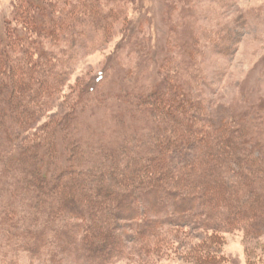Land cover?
<instances>
[{"label":"trees","instance_id":"16d2710c","mask_svg":"<svg viewBox=\"0 0 264 264\" xmlns=\"http://www.w3.org/2000/svg\"><path fill=\"white\" fill-rule=\"evenodd\" d=\"M88 3L96 7L101 4L99 0ZM46 5L60 10L63 15L60 21H68V13L72 14L69 20L78 22L82 28L89 27V20L95 29L111 21L109 13L88 15L84 7L78 10L80 5L70 0H64V4L63 0H45L43 6L46 8ZM67 6L73 8L71 12ZM35 13L32 10V16L23 21L18 17V26L13 28L7 22H0V227L9 233L7 237L11 233L16 243H23L25 250L34 254L49 252L57 260L66 253L74 254L89 264L133 260L155 250L161 254L162 246H166L168 226L196 224V229L203 230L204 235L214 240L221 236L222 229L245 223L250 226L249 234L254 240L264 238V119L259 118L262 117L259 107L255 111L257 115L237 112L224 105L215 108L216 104L209 103L211 101L204 95L193 96L188 80L178 78L176 83L170 82L172 76L169 74V78L157 87L138 89L137 98L125 97L124 105L128 104L137 115L152 116L153 121L145 125L138 123L132 131V120L127 119L125 112L118 113L114 120L118 121L115 135L119 138L112 136L113 143H109L107 137L97 139L93 136L92 141L81 138L79 126L84 106L67 112L62 118L56 115L52 119L53 127L46 125L48 131L37 133L42 117L51 111L52 100L63 92L56 88L58 84L50 83L49 73L57 72L61 60L57 59V51L46 48V42L55 43L64 33L63 25L58 26L56 15H53L48 18L54 22L53 26L44 28L43 41H40ZM21 23L25 24L23 28ZM67 26L64 24V38L69 40V35H75L76 39V30H69ZM22 31L24 38L30 40L25 47L19 45ZM93 35L85 39V44L99 40ZM38 40L43 44L41 58L30 57L32 66L18 73L21 61L38 46ZM7 53L12 54L13 63L5 55ZM196 70L203 74L201 67ZM65 73H59L58 80L62 75L67 77ZM105 73L98 79L99 83L105 79ZM182 74L185 78V72ZM64 81H60L61 86ZM99 83L92 85L90 91L95 92ZM184 91L185 99L178 96L173 100L180 110H171L172 101L168 104L163 96ZM186 95L191 99H186ZM185 100L191 102L190 110ZM56 103L55 100L53 105ZM197 109L199 113L193 111ZM24 111L30 112L29 115ZM205 113L208 117L203 126L198 121H202ZM143 116L137 119L142 122ZM177 129L187 134L175 142L185 140V145L167 147L166 142L174 141L173 133ZM200 132H206L211 142L206 143ZM60 140L63 143L66 140L67 145L63 147ZM130 161L133 165H129ZM144 168L150 175L133 180ZM117 174L120 178L114 176ZM154 180L153 187L149 186ZM115 192L120 194L118 199H113ZM52 197L57 198L51 204ZM139 198L143 199V205H139ZM98 204L112 208L110 218H105L112 223L111 237L101 242L94 234V227L83 219V214L88 212L94 220L99 212ZM60 205H67L69 212L57 211ZM128 227L138 232L130 234ZM52 235H57L56 240L50 239ZM23 238L24 241H20ZM126 239L128 245L123 243ZM209 258L214 263L223 259L227 262L218 248ZM250 264H261L255 252L250 253Z\"/></svg>","mask_w":264,"mask_h":264},{"label":"rangeland","instance_id":"374dc122","mask_svg":"<svg viewBox=\"0 0 264 264\" xmlns=\"http://www.w3.org/2000/svg\"><path fill=\"white\" fill-rule=\"evenodd\" d=\"M99 1L101 4L96 7L95 4L88 3L90 0H70L81 6L78 10L84 7L88 15H93L95 12L99 15L109 13L108 19L110 18L111 21L95 29L91 20L88 23L90 28L87 26L82 28L78 22H71L70 13H68V21H60V16H63L60 10H53L52 5H46L45 8L43 6L45 0H0V22L4 24L7 22L12 28L18 26V17L23 21L32 16L30 15L32 10L36 12L38 16L36 23L40 28L37 36L40 37V41H43L41 33L44 28L53 26L54 22L48 21L53 15H56L57 25L60 27L63 25L61 27L63 38L66 35L64 24L68 25L67 29H74L78 33L74 32L76 39L75 35H69V40L66 38L63 40L60 35L57 42H46L48 45L46 48L57 51V59L61 60L57 72L49 73L50 83L54 86L58 84L56 88H61L63 92L52 100L51 111L45 114L47 116L42 117V122L36 128L37 133L48 131L46 125L50 124L53 127L52 119L56 118V115L62 118L67 112H73L84 106L85 112L80 122L82 124L79 126L81 138L91 140L93 136L97 139L107 137L106 140L113 143L115 138L112 140V136L119 138L115 135L117 129L115 125L118 121L114 120V116L118 113L125 112L127 119L132 120L134 124L133 128L131 127L132 131H135L138 123L145 125L153 121L152 116H143L139 113L137 115L128 104L124 105L125 97L129 95L131 100L137 98L140 95L138 89L142 90L148 86L157 87L158 83L169 78V74L172 76L168 80L170 82L176 83L178 78L188 80L189 91L193 96L204 95L211 101L209 103L216 104L215 108L224 105L237 112L257 115L255 111L259 107L262 115L259 118L264 119V0ZM63 7V5L60 7L61 11ZM66 8L69 12L73 9L71 6ZM44 23L46 25L43 27ZM21 25L23 28L25 24L21 23ZM23 32L19 45L25 47L30 40L24 38ZM92 34L95 38L96 36L99 38L98 43L95 40L85 44V39ZM40 41L37 42L38 46H33L34 50L30 54L26 53V58L21 61L22 66H18V73L32 66L30 57L33 56L36 60L41 58L40 51L43 44ZM5 55L10 57L12 63L14 62L12 54ZM198 67L203 69V74L199 72L200 76L196 70ZM63 72H66L67 77L62 75L58 80L59 73L63 74ZM104 72H106L105 79L99 83L98 79ZM183 72L186 74L185 78H182ZM62 79H65L63 86H61ZM203 79H206V82ZM95 83H99L97 90L90 91ZM184 93L185 91L178 95L166 93L163 100L168 104L172 101L169 108L177 112L180 109L173 102L174 97L185 99ZM186 97L189 99L188 95ZM55 100L57 103L53 105ZM189 100H185L187 110H190ZM212 110L215 112L216 109L212 108ZM193 111L199 113L198 109ZM193 111L190 113H194ZM24 112L26 115L30 113ZM139 116H143L142 122L141 119H137ZM207 117L208 114L205 113L201 117L202 121L198 122L203 126L206 125L204 120ZM195 120L197 121L198 118ZM182 124V128L185 129L184 122ZM262 129L264 130V122ZM204 133L206 132H200V135L204 136V141L211 142L212 138ZM173 134L174 141L166 142L167 147L181 148L185 145V140H178V144L175 142L178 138L186 137L185 130L177 129ZM34 138H31L30 142ZM11 140L14 141L12 137ZM59 144H63L64 147L67 142L65 140L63 143V140H60ZM149 161L146 162L150 163ZM45 163L48 165L47 160ZM129 165H133L131 161ZM148 175L150 173L144 168L133 177V180L138 181L139 178ZM55 176L57 177L56 174ZM114 176L120 178L118 174ZM108 180L109 177L106 181ZM63 182L67 184V180ZM155 183L154 180L149 186L153 187L152 184ZM87 191L91 190L87 188ZM119 197L120 194L117 192L113 194V199ZM56 198H50L49 203H54ZM138 202L139 205L144 204L142 198H139ZM96 208L99 212L94 215V220L88 212L83 214V219L86 224L94 227V234L100 242L107 241V237H111L109 231L112 223L107 222L105 218H110L112 208L104 204H98ZM57 211L62 214L69 212L67 205L66 207L60 205ZM150 214L154 215L152 212ZM195 225L168 226L165 230L168 234L167 240H163L166 246H162L164 251L161 254L155 250L148 256H138L133 260H115L112 264H250L251 252H255L261 264H264V238L261 241L254 240L249 234L250 226L247 224L243 223L227 230L222 229L221 236L215 237L214 240L204 235L203 230L196 229ZM171 228H174L173 234ZM129 230L130 234L138 232L136 229L129 228ZM6 234L9 233L3 232V228L0 227V264H89L79 260L74 254L66 253L63 255L64 258L61 256L57 260L49 252L45 255L28 252L23 247L25 246L23 243L18 244L13 240L14 238H11V233L9 237ZM13 235H16V232ZM56 237L52 235L50 239L56 240ZM20 241L23 242L24 238ZM123 243L128 245L129 241L126 239ZM216 248L227 257V262L223 259L214 263L213 259L209 258L210 253Z\"/></svg>","mask_w":264,"mask_h":264}]
</instances>
